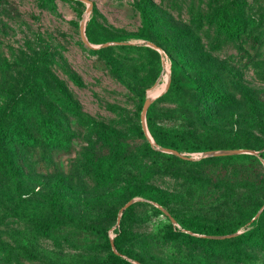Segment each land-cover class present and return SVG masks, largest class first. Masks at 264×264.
Instances as JSON below:
<instances>
[{
	"label": "rangeland",
	"instance_id": "rangeland-1",
	"mask_svg": "<svg viewBox=\"0 0 264 264\" xmlns=\"http://www.w3.org/2000/svg\"><path fill=\"white\" fill-rule=\"evenodd\" d=\"M143 6L157 17L148 27ZM235 15L240 33L230 37L219 18L232 24ZM130 44L155 49L159 59ZM173 60L185 82L232 95L229 107L207 114L202 97L187 87L159 99ZM149 115L207 149L160 147L147 128ZM14 125L55 127L62 146L17 145ZM102 127L124 140L128 155L111 183L95 185L85 166L104 152ZM240 153L259 163L241 169L197 162ZM260 153L264 0H0V264H99L110 251L131 264H264ZM249 203L258 208L256 243L235 240L244 229L201 234L220 239L210 245L222 257L189 251L176 232L198 235L185 225L217 223ZM152 235L166 243L147 252Z\"/></svg>",
	"mask_w": 264,
	"mask_h": 264
},
{
	"label": "trees",
	"instance_id": "trees-1",
	"mask_svg": "<svg viewBox=\"0 0 264 264\" xmlns=\"http://www.w3.org/2000/svg\"><path fill=\"white\" fill-rule=\"evenodd\" d=\"M141 18L143 25L145 27L150 26L153 20H156V14L148 7H141ZM235 21L232 24H227L223 17L219 18V26L224 30L225 34L230 37H236L240 33V22L237 15L234 16ZM85 33L87 39L91 42L95 39L90 34L88 30V25L85 28ZM178 36L185 44H189L187 37L178 33ZM136 46V47H135ZM124 47V46H123ZM129 48H139L145 54L151 58L159 59L158 52L148 46H137L130 44L127 46ZM184 87L191 88L196 91L200 97L204 100L207 105V114L215 115L221 111H225L229 107L232 101V95L221 92L219 89H211L209 91L204 90L195 81H184L181 77V68L176 63V61L171 62V72H170V82L167 90L158 98L168 99L173 95H176L178 91L182 90ZM61 103L69 105V101L62 100ZM147 128L149 133L155 140V142L160 147L169 148L177 152H182L185 150L196 151V150H206L204 146H200L192 142V140L184 133L177 131H170L163 129L158 125L152 118L151 115L147 117ZM11 139L20 146L32 147V146H45V147H60L62 146V141L60 137L59 130L55 127H44V128H34L32 127H21L19 125H14L10 129ZM99 142L101 148L104 152L99 155L89 158L87 165L85 166V171L89 179L95 185H105L109 184L114 179V169L115 167L127 157V149L125 148L124 140L119 137L115 131L108 127H102L99 132ZM209 149V148H208ZM151 154L159 157H170L176 160L183 161L182 158L175 155L167 156L159 151L150 150ZM260 157L264 158V153L259 154ZM199 164H213L214 167H220L224 165H232V167L241 169H250L256 162L259 163L256 156L240 153L222 156H207L199 159L197 161ZM158 195V194H156ZM154 197V196H152ZM156 198V197H154ZM163 202L162 199L158 200ZM257 209L252 203L239 206L234 209L230 216L226 218H219L217 223H210L202 228H197L191 223L186 224L185 227L198 233V235L188 234L176 230L177 233L182 235L184 241V247L191 252L203 253L208 257H222L223 253L210 245V242H217L218 238H208L201 236V234H207L212 236L226 235L234 233L240 229H244L243 232L234 236L235 240H242L245 243H256L259 239L260 227L258 223L254 224L253 217L255 216ZM151 242L145 245V251L151 252V247H158V245L165 244V237L152 235L150 236ZM114 242L118 245L117 236L114 237ZM6 260L2 259V264H5ZM99 264H131L119 254L110 251L105 257L99 262Z\"/></svg>",
	"mask_w": 264,
	"mask_h": 264
},
{
	"label": "water",
	"instance_id": "water-1",
	"mask_svg": "<svg viewBox=\"0 0 264 264\" xmlns=\"http://www.w3.org/2000/svg\"><path fill=\"white\" fill-rule=\"evenodd\" d=\"M82 33L84 34V28H82ZM147 105H144L143 111L145 112Z\"/></svg>",
	"mask_w": 264,
	"mask_h": 264
}]
</instances>
